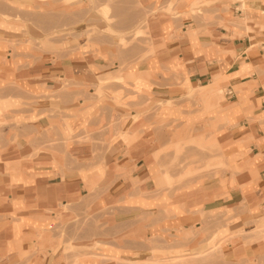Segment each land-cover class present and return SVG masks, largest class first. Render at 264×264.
<instances>
[{
	"label": "crops",
	"instance_id": "1",
	"mask_svg": "<svg viewBox=\"0 0 264 264\" xmlns=\"http://www.w3.org/2000/svg\"><path fill=\"white\" fill-rule=\"evenodd\" d=\"M169 1L177 16L147 19L149 56L102 95L109 49L13 52L0 20V264H72L65 248L95 240L122 261L150 256L146 239L186 259L213 234L211 262L264 264V0H141ZM160 102L169 126L145 110Z\"/></svg>",
	"mask_w": 264,
	"mask_h": 264
},
{
	"label": "rangeland",
	"instance_id": "2",
	"mask_svg": "<svg viewBox=\"0 0 264 264\" xmlns=\"http://www.w3.org/2000/svg\"><path fill=\"white\" fill-rule=\"evenodd\" d=\"M28 5L19 4L18 0H0V20L7 21L6 26L14 29L15 39L8 43L15 52L19 47L28 48L30 52L37 50H49L62 55H70L74 52H86L92 48L109 49V65H118L117 76L121 71L128 72L134 68L140 60L145 59L151 52V39L147 19L156 13H168L177 16V10L169 1L167 6H144L141 0H27ZM201 12L198 7L192 9V13ZM180 30V29H179ZM123 71V72H124ZM107 76L95 87V94L102 95L103 85L110 79H130L131 76L121 78ZM124 83V82H123ZM68 88V83L62 81L63 90ZM107 89V88H106ZM113 96L121 92H113ZM197 90H189L188 96L195 95ZM115 94V95H114ZM220 94H223L221 90ZM115 100L116 97H113ZM169 102L155 103L153 107L146 105L145 110L158 112V122L162 126H169L168 114L161 112L162 106ZM160 111V112H159ZM5 118H0V125L6 123ZM197 146H199L197 144ZM155 158L168 160V163L160 166L162 172V186L169 187V145L161 148L155 153ZM168 164V165H167ZM80 219V217H79ZM85 219L83 220V222ZM98 223V220H96ZM95 223V224H96ZM157 237H160L158 234ZM211 246L203 255L205 264H218L211 262L216 260L218 246L214 243L219 239L215 234L211 236ZM155 237L152 238V242ZM150 248L151 255L143 260L122 261L115 256H107L101 241H94L89 246L67 247L66 251L74 253L72 264H80L81 257L93 260H109L121 262L120 264H198L199 256L195 254L184 259L180 257H169L165 248H158L153 243L150 246L149 239L145 240ZM218 243V241H217ZM165 246V245H164Z\"/></svg>",
	"mask_w": 264,
	"mask_h": 264
},
{
	"label": "built area",
	"instance_id": "3",
	"mask_svg": "<svg viewBox=\"0 0 264 264\" xmlns=\"http://www.w3.org/2000/svg\"><path fill=\"white\" fill-rule=\"evenodd\" d=\"M227 94H230L231 93V90H227V92H226Z\"/></svg>",
	"mask_w": 264,
	"mask_h": 264
},
{
	"label": "bare ground",
	"instance_id": "4",
	"mask_svg": "<svg viewBox=\"0 0 264 264\" xmlns=\"http://www.w3.org/2000/svg\"><path fill=\"white\" fill-rule=\"evenodd\" d=\"M117 77H119V76H117ZM104 79V78H103Z\"/></svg>",
	"mask_w": 264,
	"mask_h": 264
}]
</instances>
